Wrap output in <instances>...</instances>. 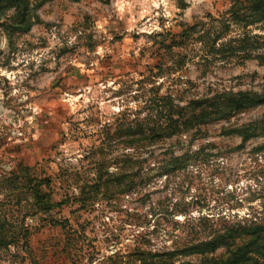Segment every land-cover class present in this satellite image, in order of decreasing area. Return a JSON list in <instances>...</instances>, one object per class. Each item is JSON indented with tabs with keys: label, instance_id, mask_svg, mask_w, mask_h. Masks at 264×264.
I'll use <instances>...</instances> for the list:
<instances>
[{
	"label": "rangeland",
	"instance_id": "1",
	"mask_svg": "<svg viewBox=\"0 0 264 264\" xmlns=\"http://www.w3.org/2000/svg\"><path fill=\"white\" fill-rule=\"evenodd\" d=\"M259 95L264 0H0V264H142L263 224Z\"/></svg>",
	"mask_w": 264,
	"mask_h": 264
},
{
	"label": "trees",
	"instance_id": "2",
	"mask_svg": "<svg viewBox=\"0 0 264 264\" xmlns=\"http://www.w3.org/2000/svg\"><path fill=\"white\" fill-rule=\"evenodd\" d=\"M234 106L238 107L242 105L241 100L239 98H234ZM264 102V95H259L254 98L251 103H261ZM176 113L178 118H174V113H172L169 117L166 118L165 121L156 123L154 125L150 124V122H140V126L138 128V134H142L140 136L141 145L144 141L148 143L154 142L157 139H161L166 136H171L176 134L180 128L186 125L187 121L184 119V111L185 108L176 105ZM249 137L248 134H245L244 141ZM129 159H125V163L128 162ZM181 161V157L174 158L171 161V165L178 164ZM142 163V160L138 161V164ZM48 206L49 203H46ZM245 238H248L247 244L243 245L242 248L238 249L235 252H230L232 243H238V239H241L245 242ZM236 241V242H235ZM223 246L226 247V252L224 255H215L218 249ZM249 246V247H248ZM256 246H264V223L256 224L253 223L251 225H240L238 228L228 226L224 230H214L212 236L203 240L191 241L183 245L182 247H178L175 249H171L163 252H155V253H147L146 255L142 252L140 259L142 264H196L192 262L179 261L178 257H188V256H199L201 258V263L208 264H244L243 258L247 255L253 254L251 248ZM244 247V249H243ZM242 249V250H241ZM241 250V251H239ZM210 255L211 257H209ZM248 260H245V263Z\"/></svg>",
	"mask_w": 264,
	"mask_h": 264
}]
</instances>
